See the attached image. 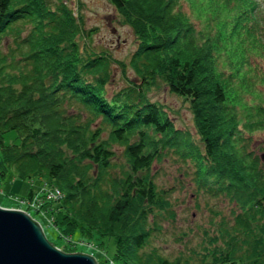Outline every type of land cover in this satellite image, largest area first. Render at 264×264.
<instances>
[{
	"label": "trees",
	"instance_id": "obj_1",
	"mask_svg": "<svg viewBox=\"0 0 264 264\" xmlns=\"http://www.w3.org/2000/svg\"><path fill=\"white\" fill-rule=\"evenodd\" d=\"M108 1L137 40L128 59L137 80L110 96L107 53L79 48V11L62 0H0V184L12 171L54 185L61 195L41 194L40 210L58 235L107 240L111 264H191L150 246L156 217L173 214L152 164L188 141L146 94L160 80L188 101L202 149L184 154L197 181L237 210L206 235L197 264H264V162L242 133L264 127V71L248 59H264L260 0Z\"/></svg>",
	"mask_w": 264,
	"mask_h": 264
},
{
	"label": "rangeland",
	"instance_id": "obj_2",
	"mask_svg": "<svg viewBox=\"0 0 264 264\" xmlns=\"http://www.w3.org/2000/svg\"><path fill=\"white\" fill-rule=\"evenodd\" d=\"M54 1L58 0H51V2ZM62 1L72 9L73 13L79 11L82 15L84 29L76 36L79 48L105 52L109 57L110 77L106 83L107 95L110 96L113 92L128 85L130 80L136 81L137 77L128 64V59L136 47L137 40L132 28L121 22L113 5L108 0ZM259 4L264 9V0H260ZM183 7L187 8L186 2H183ZM262 15L264 11L261 14L264 23ZM262 26L264 27V24ZM261 36L264 41V28L261 30ZM248 59L249 62L251 61V66L254 61L259 62L258 71H264L263 58L250 55ZM118 60L125 62L124 69H121ZM256 86L264 91V85L257 84ZM146 94L150 100L164 107L174 125L183 131V136L188 140L185 142V147L181 143L178 146L181 147L179 151L167 150L161 159L155 160L152 164L151 171L154 174L156 185L170 188L168 199L173 214L163 211L156 217L159 228L154 230L150 246L168 258L179 257L191 264H197L204 248L211 245L206 235L218 233L220 226H230L234 221V212L237 210L223 192L210 188L209 183L203 186L197 181L194 167L184 154L189 153L187 146L196 145L200 150L202 149L188 101L170 92L160 80L146 90ZM15 133L13 129L6 131L3 134L4 139L7 142L16 140ZM242 133L247 138L248 147L261 156L264 153V127L243 128ZM103 135H106V132H103ZM113 147L118 152L117 161H122L123 146L114 143ZM184 149L186 151L180 153ZM261 161L264 162V157ZM43 183L42 179L16 177L11 171L0 184V205L26 210L39 221L47 238L54 242V245L62 246L68 243L74 247L72 251L93 255L98 264H111L113 258L110 242L106 240L103 244H97L96 241L86 237L77 238L76 233L72 236H60L58 230L52 226L51 217L46 210L44 208L40 210L39 205L33 206L32 202H29L31 197L42 194ZM30 189L32 194L28 195ZM34 209L40 211L35 212ZM150 219L152 221L151 216Z\"/></svg>",
	"mask_w": 264,
	"mask_h": 264
},
{
	"label": "water",
	"instance_id": "obj_3",
	"mask_svg": "<svg viewBox=\"0 0 264 264\" xmlns=\"http://www.w3.org/2000/svg\"><path fill=\"white\" fill-rule=\"evenodd\" d=\"M264 153L261 154L263 159ZM0 264H97L90 253L63 251L26 210L0 205Z\"/></svg>",
	"mask_w": 264,
	"mask_h": 264
},
{
	"label": "built area",
	"instance_id": "obj_4",
	"mask_svg": "<svg viewBox=\"0 0 264 264\" xmlns=\"http://www.w3.org/2000/svg\"><path fill=\"white\" fill-rule=\"evenodd\" d=\"M41 191H42V195L44 194L46 198H50V199H58V197L61 195V192L59 191V189H57L54 186H49L45 183H43L41 187ZM40 198H41V195L38 194L37 196L31 197L29 199V202H32L33 206L39 205L40 207L41 205Z\"/></svg>",
	"mask_w": 264,
	"mask_h": 264
}]
</instances>
